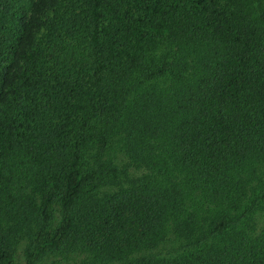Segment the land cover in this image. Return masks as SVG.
Wrapping results in <instances>:
<instances>
[{
  "label": "trees",
  "instance_id": "1",
  "mask_svg": "<svg viewBox=\"0 0 264 264\" xmlns=\"http://www.w3.org/2000/svg\"><path fill=\"white\" fill-rule=\"evenodd\" d=\"M264 264V0H0V264Z\"/></svg>",
  "mask_w": 264,
  "mask_h": 264
},
{
  "label": "rangeland",
  "instance_id": "2",
  "mask_svg": "<svg viewBox=\"0 0 264 264\" xmlns=\"http://www.w3.org/2000/svg\"><path fill=\"white\" fill-rule=\"evenodd\" d=\"M80 261L81 257L77 254L55 255L47 258L41 264H81Z\"/></svg>",
  "mask_w": 264,
  "mask_h": 264
}]
</instances>
